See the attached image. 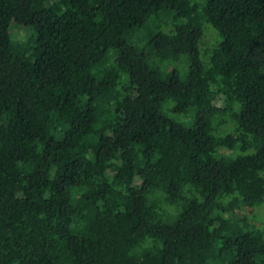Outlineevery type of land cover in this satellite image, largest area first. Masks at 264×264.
I'll return each mask as SVG.
<instances>
[{"label":"trees","instance_id":"16d2710c","mask_svg":"<svg viewBox=\"0 0 264 264\" xmlns=\"http://www.w3.org/2000/svg\"><path fill=\"white\" fill-rule=\"evenodd\" d=\"M263 200L264 0H0V264H264Z\"/></svg>","mask_w":264,"mask_h":264},{"label":"rangeland","instance_id":"374dc122","mask_svg":"<svg viewBox=\"0 0 264 264\" xmlns=\"http://www.w3.org/2000/svg\"><path fill=\"white\" fill-rule=\"evenodd\" d=\"M206 29L212 30L215 34L216 32L213 30V28L210 25L205 26ZM28 32V29L26 26H20L17 24H13L11 27V33L16 36L17 38L24 39L26 33ZM219 39V36H217ZM202 40L199 41V49L202 52ZM211 41V40H209ZM214 40L210 42V44H213ZM201 57L202 54L200 53ZM177 71L180 75V78L184 79L187 74V67H188V60L186 56H181L175 63ZM239 214V213H238ZM249 217L256 222L257 224H264V200L257 206L251 208V212L248 213Z\"/></svg>","mask_w":264,"mask_h":264}]
</instances>
